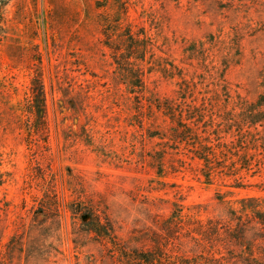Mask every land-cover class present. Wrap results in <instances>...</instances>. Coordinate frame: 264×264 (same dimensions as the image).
<instances>
[{"label":"rangeland","instance_id":"obj_1","mask_svg":"<svg viewBox=\"0 0 264 264\" xmlns=\"http://www.w3.org/2000/svg\"><path fill=\"white\" fill-rule=\"evenodd\" d=\"M4 17L0 264H139L142 253L153 264H264L250 212L264 216V155L235 189L232 156L214 161L210 139L204 171L191 147L232 105L264 97V0H11ZM38 74L45 123L28 133ZM163 103L198 112L181 120L186 144ZM83 211L111 236L88 233Z\"/></svg>","mask_w":264,"mask_h":264},{"label":"trees","instance_id":"obj_2","mask_svg":"<svg viewBox=\"0 0 264 264\" xmlns=\"http://www.w3.org/2000/svg\"><path fill=\"white\" fill-rule=\"evenodd\" d=\"M11 0H0V44L5 39V23L6 19L5 8L7 4ZM103 28V27H102ZM132 40V38H130ZM144 45L142 40H138L134 42V45L127 47L128 58L132 57V50H143ZM130 59V58H129ZM143 61V57L139 59ZM219 81L223 80V72L221 73V78ZM30 89H31V100L27 105V109L25 113L31 115L34 119L33 124L28 127V133H35L41 130L44 127L45 123V94L43 90V83L41 79V75L38 74L35 77H32L30 80ZM137 87V86H136ZM184 92V90H182ZM179 103L185 101V97H180L178 93ZM163 103L158 110L162 113V115L168 118L171 123L175 124V129L177 130L176 140L184 142L186 144L189 140H182V133L184 131V127L181 124V120H186V114L188 112H195L193 118L190 120H196L198 118V112L196 109L191 108V111H177L172 104L168 107ZM177 107V106H176ZM232 108L227 113H224L222 117H218L217 123H214V127L210 129L209 133H204L201 135L199 133L193 134L196 136L197 143H194L193 146V154L195 158L200 160L203 163L204 171L213 172V170L209 169L208 160L213 155L209 153L207 149L208 146H211L210 139H214V161L220 160L219 156L222 154H229L233 157L237 163L238 169L237 173L227 175L226 178L232 179V186L235 189H241V183L239 179V172H250L252 171L253 165H251L250 157H256V155L262 153L264 155V97H258L254 102L245 103V104H234L231 106ZM191 114V113H190ZM180 118V120L178 119ZM179 120V121H178ZM180 130V132H178ZM246 138L247 144L242 147H238L237 144L240 143V140ZM225 142L227 146H234L231 151H228V148L219 147L218 142ZM211 154V155H210ZM245 159L248 160V164L245 163ZM250 162V163H249ZM216 163H214V174L218 169L215 167ZM204 178H207L205 174H203ZM251 215L256 219V221L264 226V216L258 213L256 208H251ZM174 213L170 216V218L166 221V232L168 240L171 238L169 233L170 222H172ZM80 221L87 228L86 231L91 233L97 237H105L109 238L112 233V228L109 225L108 221H104L100 216L93 214L92 211H83L80 214ZM157 245V244H156ZM162 245L155 246L156 249H159ZM154 259L152 254L150 253H142L138 255L137 262L139 264H153Z\"/></svg>","mask_w":264,"mask_h":264}]
</instances>
